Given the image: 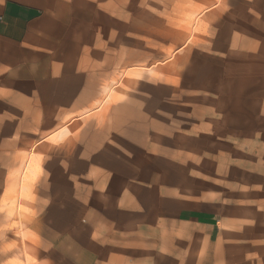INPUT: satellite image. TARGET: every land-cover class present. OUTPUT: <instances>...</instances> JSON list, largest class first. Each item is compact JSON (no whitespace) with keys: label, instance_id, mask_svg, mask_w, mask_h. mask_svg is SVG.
I'll list each match as a JSON object with an SVG mask.
<instances>
[{"label":"rangeland","instance_id":"obj_1","mask_svg":"<svg viewBox=\"0 0 264 264\" xmlns=\"http://www.w3.org/2000/svg\"><path fill=\"white\" fill-rule=\"evenodd\" d=\"M76 1L109 42L104 103L79 114L92 119L89 140L110 142L92 135L103 127L95 120L108 117L149 140L152 176L168 189L172 178L174 188L158 228L189 235L184 264H264V0ZM17 113L0 109V264H45L36 245L24 244L39 240V158L64 154L69 143L6 123L20 119L3 114ZM203 205L216 210L212 241L202 227L176 223L181 208ZM23 215L34 216L36 232L23 234Z\"/></svg>","mask_w":264,"mask_h":264},{"label":"crops","instance_id":"obj_2","mask_svg":"<svg viewBox=\"0 0 264 264\" xmlns=\"http://www.w3.org/2000/svg\"><path fill=\"white\" fill-rule=\"evenodd\" d=\"M78 9L76 0H0V109L20 110L3 114L20 119L6 123L40 126V139L69 143L64 154L39 158V240L24 244L36 245L45 264H184L189 235L173 224L158 228L173 210L174 188L172 178L168 189L152 176L149 140L111 117L96 119L103 127L92 133L110 142L88 138L92 119L79 114L104 103L109 42L95 32L92 11ZM215 219V208L203 205L181 208L176 223L202 227L212 241ZM20 221L23 234L37 231L33 215Z\"/></svg>","mask_w":264,"mask_h":264}]
</instances>
